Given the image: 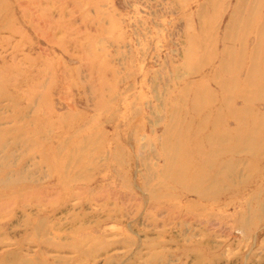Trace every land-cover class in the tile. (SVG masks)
<instances>
[{
    "label": "rangeland",
    "instance_id": "obj_1",
    "mask_svg": "<svg viewBox=\"0 0 264 264\" xmlns=\"http://www.w3.org/2000/svg\"><path fill=\"white\" fill-rule=\"evenodd\" d=\"M258 43L264 0H0V264H264Z\"/></svg>",
    "mask_w": 264,
    "mask_h": 264
},
{
    "label": "bare ground",
    "instance_id": "obj_2",
    "mask_svg": "<svg viewBox=\"0 0 264 264\" xmlns=\"http://www.w3.org/2000/svg\"><path fill=\"white\" fill-rule=\"evenodd\" d=\"M249 23V21H246V24H248ZM260 42V41H259ZM257 47H256V49H255V51L253 52V54H252V56H253V65H252V67H251V70H250V72L248 73V75H247V77H246V80H245V82L244 83H242V85L243 86H249V85H252L253 84V81H252V79L251 78H253V73H255V71H256V64H257V62H256V57H255V55L258 53L256 50L257 49H259L260 48V50L262 51V52H264V46L263 47H260V46H262L261 45V43H258L257 45H256ZM259 51V50H258ZM228 54V53H227ZM263 61V63H264V59L262 60ZM258 65H259V63H258ZM232 66V62L230 61V62H225V61H223V62H221V64H220V67H221V69H222V71L223 72H227L228 73V71H229V68ZM261 66V65H260ZM259 67V66H258ZM232 68V67H231ZM264 69V68H263ZM232 70V69H231ZM256 75H258V73L256 74ZM236 81H233V79L232 78H229V79H227V81H221V82H218V87L220 88V89H223V90H226L227 89V87H228V89H230V88H232L233 87V85H234V87H236V86H238L236 83H235ZM201 88V91H204V92H206L205 90H204V88L202 87V86H200ZM203 89V90H202ZM204 94V93H203ZM195 99L197 100V99H200V97H199V95H196V97H195ZM206 99V98H205ZM169 131H172V130H165V132H168L169 133ZM174 133V132H173ZM175 137V136H174ZM173 137V135H172V137H171V135H166V140H167V143L170 141V139H173L174 138ZM172 144H174V145H177V143L175 142V140H174V142L172 143ZM170 149V148H169ZM174 149V148H173ZM174 151H175V149H174ZM174 153V152H173ZM168 155H171L172 156V154H168ZM169 161V160H168ZM182 163V164H181ZM183 163H185V161L184 160H180L179 161V164L180 165H178V164H175V162H172V161H169V163H167V165H165V167L163 168V173H162V178H164L165 180H166V182H169V183H171V184H177V185H180V186H182V187H184L189 193H194V194H196L199 198H206L207 196H209V195H211V193H213L212 191H213V188H211L212 186H214V185H216L215 183H217L216 182V179H211V177L209 176H205V175H203V171H202V169H203V167H205L206 165H208V163H204L203 164V166H201L202 168H200V169H198V170H193L192 172H187V170H185L184 168H182V167H184L183 165ZM210 165V164H209ZM20 178V176L18 175V177H16V180H18ZM153 178V177H152ZM146 179H148V177L146 178ZM146 179H145V181H146ZM7 181V179L6 178H4V179H2L0 182L2 183H5ZM144 181V182H145ZM8 182V181H7ZM162 182V181H161ZM146 183H148V181L146 182ZM146 183H144L143 185H144V188L145 189H148L149 190V193H150V196H151V198L152 199H154V198H156L157 199V196L155 195V193H156V189H153V187H151L150 185V181H149V183L148 184H146ZM209 183V184H208ZM7 184V183H6ZM205 184H208V187H206L205 186ZM8 185V184H7ZM158 186H160V185H158ZM205 187H206V189H208V192H210V194L209 193H206L207 192V190H205ZM156 188V187H155ZM160 188H163V184H162V186H160ZM215 189V188H214ZM158 190V189H157ZM155 191V192H154ZM206 191V192H205ZM155 199V200H156ZM153 208H157V206L155 205ZM165 211V210H164ZM1 212V211H0ZM166 213H167V215H169L170 214V212L169 211H165ZM172 215V214H171Z\"/></svg>",
    "mask_w": 264,
    "mask_h": 264
}]
</instances>
